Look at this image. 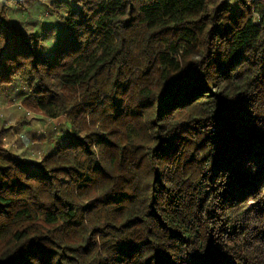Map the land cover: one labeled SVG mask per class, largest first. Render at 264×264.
<instances>
[{"label": "trees", "instance_id": "16d2710c", "mask_svg": "<svg viewBox=\"0 0 264 264\" xmlns=\"http://www.w3.org/2000/svg\"><path fill=\"white\" fill-rule=\"evenodd\" d=\"M0 100V264H264V0H0Z\"/></svg>", "mask_w": 264, "mask_h": 264}, {"label": "rangeland", "instance_id": "374dc122", "mask_svg": "<svg viewBox=\"0 0 264 264\" xmlns=\"http://www.w3.org/2000/svg\"><path fill=\"white\" fill-rule=\"evenodd\" d=\"M24 120V122H22ZM56 125L55 121H44L35 115H25L18 103L10 104L0 100V126L10 127L6 131L5 142L8 147L26 148L32 154H39L46 149V144L28 142L30 137L44 135L49 130L48 125ZM22 146L20 147V144Z\"/></svg>", "mask_w": 264, "mask_h": 264}]
</instances>
